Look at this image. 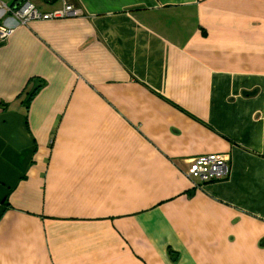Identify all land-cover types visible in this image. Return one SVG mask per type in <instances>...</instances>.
<instances>
[{
	"label": "crops",
	"instance_id": "crops-1",
	"mask_svg": "<svg viewBox=\"0 0 264 264\" xmlns=\"http://www.w3.org/2000/svg\"><path fill=\"white\" fill-rule=\"evenodd\" d=\"M28 1L83 14L3 21L0 264H264V0Z\"/></svg>",
	"mask_w": 264,
	"mask_h": 264
},
{
	"label": "built area",
	"instance_id": "built-area-1",
	"mask_svg": "<svg viewBox=\"0 0 264 264\" xmlns=\"http://www.w3.org/2000/svg\"><path fill=\"white\" fill-rule=\"evenodd\" d=\"M83 11L64 1L63 5L49 12H41L28 0H0V43L11 33L12 28L3 24L6 16L13 17L26 23L32 19H53L71 16H80ZM188 167L183 172L194 189H200L202 184L225 179L230 174V165L227 156L221 153H210L192 157L188 161Z\"/></svg>",
	"mask_w": 264,
	"mask_h": 264
}]
</instances>
